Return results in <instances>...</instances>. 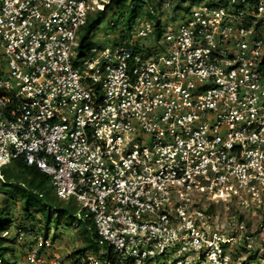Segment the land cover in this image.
<instances>
[{"label": "built area", "instance_id": "1", "mask_svg": "<svg viewBox=\"0 0 264 264\" xmlns=\"http://www.w3.org/2000/svg\"><path fill=\"white\" fill-rule=\"evenodd\" d=\"M109 3L0 0V166L75 197L106 264H264V0L198 1L79 55ZM40 246L28 264H71ZM91 251L77 262L101 264Z\"/></svg>", "mask_w": 264, "mask_h": 264}, {"label": "trees", "instance_id": "2", "mask_svg": "<svg viewBox=\"0 0 264 264\" xmlns=\"http://www.w3.org/2000/svg\"><path fill=\"white\" fill-rule=\"evenodd\" d=\"M158 6L156 11L160 9L162 0H156ZM178 1L174 8H178L180 2ZM195 1V0H194ZM142 2L144 0H110L117 6H122V11L117 13L115 19L109 20V27L113 32L119 34L123 39L125 38L132 25L140 19ZM106 8L103 11H97L90 16V22L81 27L79 35V43L83 46L89 37V34L94 31L104 19ZM153 8L144 13V18L148 20L155 28L157 33H160L161 18L154 14ZM82 54H84L82 52ZM47 175L35 166H29L22 162L15 161L11 165L1 166L0 180L2 187L5 188L3 203H0V264H15L16 255L14 254V247L6 244V242H16L19 239V233L43 230V239L50 231V226L55 222L58 227L61 222L67 226H78L79 236L83 240V245L80 246L73 254L68 257L76 258V255L83 254L88 250L97 252V243L99 236L93 230L91 213L76 216L78 208L72 200L60 201L57 198L49 195L42 187L47 180ZM10 194V197L7 195ZM11 201V202H10ZM18 205L22 213V218L13 219V205ZM42 222V227L40 223ZM12 223L16 226L15 231L9 234ZM6 233V235H3ZM9 254V255H8ZM69 259V258H68ZM101 264L113 259L111 254V247L107 252L99 255ZM71 260V259H70ZM77 261V259H74Z\"/></svg>", "mask_w": 264, "mask_h": 264}, {"label": "rangeland", "instance_id": "3", "mask_svg": "<svg viewBox=\"0 0 264 264\" xmlns=\"http://www.w3.org/2000/svg\"><path fill=\"white\" fill-rule=\"evenodd\" d=\"M145 2H142V8L141 9V20H145L144 13L151 8L155 11V15H157L159 18H161V23H166L167 25L171 26H177L185 17H187L189 8L196 4L197 1H202L205 3H214V0H185L180 2L178 8H174V5L181 0H162L161 8L156 11V8L158 6V2L156 0H144ZM122 6H117L114 3H109L108 6H106V12L104 14V19L102 22L98 25V27L92 31L89 34V37H87V40L83 46L78 44V46L75 48V51L79 55L83 53H86L87 49L90 47V45L100 44V45H112L113 44V35H116V32L112 31V28L109 27L108 23L109 20L115 19L117 17V13L122 11ZM155 33L157 31L155 30ZM117 36V35H116ZM111 37V38H110ZM76 54V52H74ZM6 70V60L0 55V72ZM48 176V175H47ZM42 187L45 191L49 192V195H51L54 198H57L56 195V187L53 185L52 179L50 176L47 177V180L43 183ZM5 188L2 187V181L0 180V203L4 199V193ZM10 197V194L7 195ZM58 199V198H57ZM69 200H72L73 203L76 205L77 208L81 207V204L76 201L75 197L71 196ZM11 202V201H10ZM3 203V202H2ZM14 213H13V219H20L22 218V213L20 211V207L16 204L13 205ZM219 212V215L224 216L226 214V210L224 208L217 209ZM82 215L89 214L88 211H82ZM218 217V216H217ZM93 223V230H95V224ZM40 226L42 227V222L40 223ZM50 226V231L43 239V230L41 231V237L42 239L35 240V238L32 237H22L21 239L17 238V241L14 242H6V244L11 245L14 247V254L16 255L15 264H28L26 260V249L29 245L35 244L37 245L39 242L41 243L40 249L41 252L47 257L49 255L56 254L60 256L62 259H71V264H80L77 261H74V257H68L70 254H73L75 250H77L80 246L83 245V240L79 236L78 233V226L74 224L72 227L65 225V223L61 222V224L56 227L55 222L53 225ZM16 226H14V223H12V227H10L9 234L6 235V237H9L12 232L15 231ZM5 235V234H4ZM40 237V238H41ZM37 243V244H36ZM97 252L91 251L95 254V258L99 259V251H108L110 248V245L106 241H100L97 243ZM90 251V250H88ZM255 254V252H253ZM9 255V254H8ZM253 261H256L254 259Z\"/></svg>", "mask_w": 264, "mask_h": 264}, {"label": "clouds", "instance_id": "4", "mask_svg": "<svg viewBox=\"0 0 264 264\" xmlns=\"http://www.w3.org/2000/svg\"><path fill=\"white\" fill-rule=\"evenodd\" d=\"M198 2V1H197ZM9 165H11V164H9ZM1 166H7V165H1ZM1 166H0V168H1ZM67 201V200H66ZM77 213V212H76ZM76 215V214H75ZM40 233H41V231H40ZM5 235H6V233H4ZM3 234V235H4Z\"/></svg>", "mask_w": 264, "mask_h": 264}]
</instances>
